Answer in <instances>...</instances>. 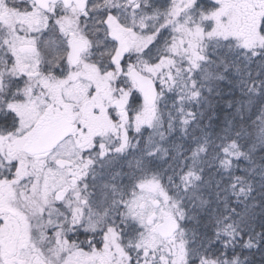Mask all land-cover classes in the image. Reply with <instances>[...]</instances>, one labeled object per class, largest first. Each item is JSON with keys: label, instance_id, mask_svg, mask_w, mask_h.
Listing matches in <instances>:
<instances>
[{"label": "snow or ice", "instance_id": "6c2138e0", "mask_svg": "<svg viewBox=\"0 0 264 264\" xmlns=\"http://www.w3.org/2000/svg\"><path fill=\"white\" fill-rule=\"evenodd\" d=\"M257 249L264 0H0V264Z\"/></svg>", "mask_w": 264, "mask_h": 264}, {"label": "trees", "instance_id": "16d2710c", "mask_svg": "<svg viewBox=\"0 0 264 264\" xmlns=\"http://www.w3.org/2000/svg\"><path fill=\"white\" fill-rule=\"evenodd\" d=\"M256 211L259 213V207H257ZM244 254L249 256L250 264H264V249L246 251Z\"/></svg>", "mask_w": 264, "mask_h": 264}, {"label": "flooded vegetation", "instance_id": "af4514ba", "mask_svg": "<svg viewBox=\"0 0 264 264\" xmlns=\"http://www.w3.org/2000/svg\"><path fill=\"white\" fill-rule=\"evenodd\" d=\"M202 3H209V0H201Z\"/></svg>", "mask_w": 264, "mask_h": 264}]
</instances>
